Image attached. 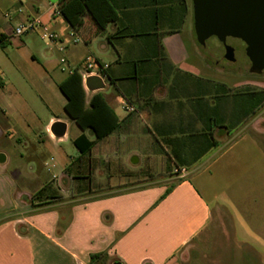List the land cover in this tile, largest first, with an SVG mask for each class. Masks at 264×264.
<instances>
[{
  "label": "crops",
  "instance_id": "crops-1",
  "mask_svg": "<svg viewBox=\"0 0 264 264\" xmlns=\"http://www.w3.org/2000/svg\"><path fill=\"white\" fill-rule=\"evenodd\" d=\"M52 4L57 3L0 0V47L11 44L16 48L0 61V264H186L187 249L196 241L211 240L217 221L214 206L218 195L210 190V180L200 174L191 177V173L218 160L214 155L226 144L217 138L220 128L215 129L219 145L186 166V176L135 188L112 190L109 186L111 190L94 194L78 179L96 170L103 156L116 155L123 147L135 154L144 151L167 156L172 149L183 154L190 147L173 140H185L194 128L202 131L200 112L194 110L200 95L179 84L154 82V76L164 74L160 63L153 60L161 58L163 48L173 63L188 65L182 30L190 19L189 1L112 0L118 19L99 31L84 17L86 24L79 33L82 41L63 50L37 33L14 35L19 21L37 16L66 36L73 27L63 16L55 15ZM17 9L21 12L13 18L4 16ZM163 24L168 34L154 38V29ZM192 25L191 39L197 41L194 18ZM99 38L101 47L96 51L94 43ZM97 52L109 58L93 56L108 64L105 72L110 78L105 82H114V90L98 91L121 125L84 155L74 141L83 134L94 140L95 135L89 128H81L65 110L67 98L60 84L71 73L61 58L81 74L83 59ZM137 60L147 61L141 64ZM133 76H141L145 82L137 84ZM170 89L174 90L172 96ZM95 92H86V106ZM211 94V89L206 90L205 99ZM125 102L135 110L127 111ZM212 106L214 102L209 101L204 107ZM57 121L67 124L62 137L51 130ZM200 139L204 149L209 140ZM70 147L76 155L68 154ZM48 159L54 161L50 171L45 165ZM172 179L177 181L168 185ZM65 186H77V190L67 192ZM244 231L264 250V224L259 220L253 227L246 224ZM93 254L99 257L91 260Z\"/></svg>",
  "mask_w": 264,
  "mask_h": 264
},
{
  "label": "rangeland",
  "instance_id": "rangeland-1",
  "mask_svg": "<svg viewBox=\"0 0 264 264\" xmlns=\"http://www.w3.org/2000/svg\"><path fill=\"white\" fill-rule=\"evenodd\" d=\"M49 1L57 3V0ZM188 1L191 20L189 19L182 30V38L189 55L188 65L173 63L167 49L163 48L161 58L153 60L157 65L160 63L164 74L154 76V82L179 84L187 92L194 91L199 94V107L194 110L200 112L198 116L202 118L203 128L214 126L217 121L229 124L245 112V109L240 108L244 102L241 93L247 87L263 88L264 72L255 74L250 71L251 61L246 55V44L241 39H227V44L235 49L234 61L225 59V48L217 37H210L205 45L192 40L193 3L192 0ZM167 30L163 24L160 29H154L152 36L164 38L168 34ZM33 38L36 44L44 46V42L38 37L31 36V39ZM100 39L94 43L96 51L101 47ZM14 50L16 48L11 44L1 46L0 61H4L6 55ZM92 56L99 54L97 52ZM102 59L109 60L107 57ZM80 68L85 72L82 65ZM141 78L138 76L134 81L142 84ZM208 89L212 90V96L205 99ZM112 90L113 84L106 81L105 87L100 91L106 94ZM170 90L169 95L172 96L174 90ZM91 93L90 91L89 94ZM209 101H213L215 106L205 108V103ZM257 119L259 123H255ZM194 126L195 124L189 125ZM193 130L195 131V128ZM226 133V129H218L217 138L226 144L215 153L214 158L218 159L216 163L208 168L206 164L191 173V177L200 174V178L210 180V190L218 195V204L214 206L217 221L211 240L191 244L185 255L186 264H264V250L244 231L246 224L253 227L258 220L260 224H264V106L234 130V134L226 136ZM73 148L68 150V154L72 156L76 155ZM134 160L136 162H133ZM48 162L50 166L54 163L50 159ZM174 169L175 166L163 153L152 154L143 151L135 154L123 147V151L116 155L103 156L96 165V170L94 168L85 178L78 180L85 182L94 194L111 190L109 186L114 187L112 190L135 188L173 178L179 175ZM176 181L177 179H172L168 185H173ZM63 189L70 192L77 190V186H65ZM58 194H61L60 191ZM257 216L260 219H257Z\"/></svg>",
  "mask_w": 264,
  "mask_h": 264
},
{
  "label": "trees",
  "instance_id": "trees-1",
  "mask_svg": "<svg viewBox=\"0 0 264 264\" xmlns=\"http://www.w3.org/2000/svg\"><path fill=\"white\" fill-rule=\"evenodd\" d=\"M58 8L63 17L71 23L74 30L78 31V35L82 32V27L86 24L84 17H88L100 31L106 26L118 19L117 12L112 4V0H59ZM81 31V32H80ZM147 60H137L143 64ZM105 75L110 78L109 74ZM137 78L138 76H133ZM145 82V78H141ZM110 82L113 84V80ZM60 89L67 98L65 110L68 115L83 129L89 128L95 135L94 140H89L84 134L78 137L74 143L79 148L82 154L87 155L97 140L102 139L115 130H117L121 122L115 111L109 106L106 99L100 91L95 92L91 98L89 106H86L87 93L83 86L82 76L75 69L68 78L60 84ZM129 100L130 98L124 94ZM241 95H243V103L240 108L245 109L239 117L237 116L233 122L223 123L215 122L214 126H207L202 131H190L185 140H173L180 145H186L190 148L185 153H180L176 149L166 152L170 161L174 162L175 166H188L195 162L203 155V151L219 145V141L215 139V129L224 128L227 132L233 131L243 121L253 115L260 107L264 105V88L247 87ZM242 101V100H241ZM249 101V102H248ZM247 105V107H246ZM209 140L207 147L201 148L205 143L202 139ZM170 191L168 188L167 192ZM41 192L35 194L40 196ZM99 257V254H93L91 260Z\"/></svg>",
  "mask_w": 264,
  "mask_h": 264
},
{
  "label": "water",
  "instance_id": "water-1",
  "mask_svg": "<svg viewBox=\"0 0 264 264\" xmlns=\"http://www.w3.org/2000/svg\"><path fill=\"white\" fill-rule=\"evenodd\" d=\"M192 3L194 31L199 44L205 45L210 37L215 36L224 44L225 58L234 61L235 49L227 44V39H241L251 61L250 71L255 74L264 72V0H192ZM105 83L98 75L86 79L91 92L103 89ZM66 128L65 122L57 121L51 130L55 136L62 137Z\"/></svg>",
  "mask_w": 264,
  "mask_h": 264
},
{
  "label": "built area",
  "instance_id": "built-area-1",
  "mask_svg": "<svg viewBox=\"0 0 264 264\" xmlns=\"http://www.w3.org/2000/svg\"><path fill=\"white\" fill-rule=\"evenodd\" d=\"M54 9V13L57 16H63L58 8L57 4L51 5ZM21 11L19 9L14 11H7L5 12L4 16L8 19L13 18L16 14L20 13ZM37 33L39 37L49 43H56L60 46V50H63L66 45L68 44H75L78 42H81V37L73 30L71 29L68 34L65 36L60 32H57L51 28V26L47 23H44L40 17H29L25 20L19 21L15 28H14V35L16 36H23L26 34H32ZM61 63L69 70L70 73H72L74 70L70 67L68 61L66 58H61ZM82 66L85 70L82 71V82L83 86L86 90V92H90L89 89L86 86V79L89 76L92 75H98L101 76L104 80H106L105 71L108 68V64H104L96 60L93 56L87 55L82 62ZM124 107L127 111H134L135 107L131 104L124 103ZM45 165L48 167V170H51L49 162H46ZM176 172H178L181 176H186L188 170L185 166H175L174 169Z\"/></svg>",
  "mask_w": 264,
  "mask_h": 264
},
{
  "label": "flooded vegetation",
  "instance_id": "flooded-vegetation-1",
  "mask_svg": "<svg viewBox=\"0 0 264 264\" xmlns=\"http://www.w3.org/2000/svg\"><path fill=\"white\" fill-rule=\"evenodd\" d=\"M222 43V42H221ZM223 44V43H222ZM223 46H224V44H223ZM225 48V47H224ZM224 57H225V54H224ZM226 59V58H225Z\"/></svg>",
  "mask_w": 264,
  "mask_h": 264
}]
</instances>
